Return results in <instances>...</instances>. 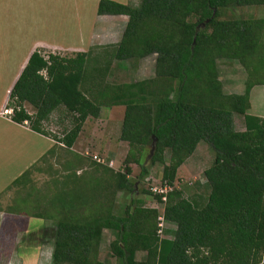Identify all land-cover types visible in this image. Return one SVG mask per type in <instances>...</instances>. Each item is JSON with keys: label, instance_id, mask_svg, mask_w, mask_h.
<instances>
[{"label": "trees", "instance_id": "1", "mask_svg": "<svg viewBox=\"0 0 264 264\" xmlns=\"http://www.w3.org/2000/svg\"><path fill=\"white\" fill-rule=\"evenodd\" d=\"M252 6H264V0H141L139 6L101 0L99 16L128 17L115 48L72 57L31 55L10 94L12 121L28 122L32 131L72 153L88 119L121 106L120 139L129 146L123 172L72 153L78 159L46 193L49 187L37 188L33 178L55 146L7 189L17 191L13 209L23 202L29 214L48 219L58 209L52 264H103L98 253L105 229L115 233L110 251L121 264H264V119L248 114L252 89L264 85V19H222L226 10ZM151 55L157 57L155 78L108 82L105 58L135 62ZM221 59L247 71L244 94L224 92ZM54 113L72 116L73 126L62 137L46 129ZM236 115L244 118L243 132L235 129ZM154 138L149 166L161 164V184L172 188L164 218L177 227L173 240L158 236L161 211L143 208L142 202L122 218L112 214L116 194L136 190L131 165L141 168L140 180L149 177L145 162ZM202 142L215 152L204 172L210 190L204 204L185 198L176 186L178 170ZM84 190L92 191L90 214L75 206L86 205L90 195L84 198ZM108 200L106 214L101 206ZM140 251L146 258L139 262Z\"/></svg>", "mask_w": 264, "mask_h": 264}, {"label": "crops", "instance_id": "2", "mask_svg": "<svg viewBox=\"0 0 264 264\" xmlns=\"http://www.w3.org/2000/svg\"><path fill=\"white\" fill-rule=\"evenodd\" d=\"M36 1L37 4V16H41L40 19L50 18L49 12L51 8L47 6L48 2H53L59 4V6L55 5V9L58 11L62 9H69L73 3L74 11L71 13H65L59 21L61 24L71 23L72 20L78 19L81 26V30L78 28V34L73 36L72 39L66 42H59L57 40L42 41L41 38H38L36 41L32 42V36H28L29 32L26 31V28L19 21H27L30 16V5L34 6L33 2ZM96 5V16L95 19H91L86 15V8L88 6ZM101 0H20L18 3L13 2L11 0H0V16L4 15L3 18L6 20V24H2L4 29L6 27V31L3 34L4 39H0V69H3L4 82L5 85L0 92V158H9L7 162L11 165L12 172H17L16 175H12L10 178L1 179L0 178V196L2 197L7 193V197L10 196V200L6 202L4 199H0V264H52V256L54 251V243L55 238L53 234L56 231L59 218L56 216L57 210L54 207L53 209V218L48 219L49 217L42 215H31L29 214V210L24 208L23 202L20 204L21 208L13 209V196L11 195L12 191H7V189L12 185V183L20 177L25 171L29 168L38 164V162L46 155V153L54 147V141L51 138L45 137L41 134H38L30 129L29 126L20 125L12 121L10 116L3 115V112L8 108L9 99L11 91L18 81L20 75L22 74L24 68L27 66L28 61L31 55L36 52H43L42 54L46 57L49 54L60 55L62 57H72L77 53H87L94 48H102L103 50L106 48L108 50L115 48L121 41L124 31L126 29L128 23V17L126 16H99L98 15V5ZM122 4H132L136 6V0H111ZM16 3L20 8L19 15L15 17L14 21L16 22V27H19V34L15 35L14 33H10L11 29L14 25H8L7 23L12 22V15L10 14L13 4ZM139 6V5H138ZM79 8V14L75 12V9ZM46 12L45 16L42 11ZM7 11L8 15H7ZM36 14V13H35ZM7 15V16H6ZM87 22L89 24V32H85L83 23ZM43 22V21H42ZM9 29H8V28ZM4 31V30H2ZM0 30V34H2ZM83 31V32H82ZM12 32V31H11ZM82 32V35H81ZM80 34V35H79ZM79 36V38H78ZM105 65H109L110 69L119 68V65L116 64L111 56L104 60ZM102 63V62H101ZM104 66V65H103ZM2 75V76H3ZM1 76V77H2ZM2 79V78H1ZM259 87V86H257ZM254 87L250 94V102L252 101V94L255 91ZM264 88V86H262ZM252 105V103H251ZM252 107V106H251ZM108 113L106 116L107 122H110V125L115 121V130H111L114 132V136H104L102 140L105 142L104 145L106 148H110L112 150L116 149H124L128 152V143L123 142L120 139L121 128L123 123L124 116V108L121 106L107 108ZM251 109V108H250ZM119 110V111H118ZM63 113V110H61ZM104 111V110H102ZM116 111V112H115ZM120 112V115L118 114ZM103 113V112H102ZM60 116V113H54L51 118L54 116ZM118 115V116H117ZM253 116H257L264 119V113H257ZM118 120V121H117ZM90 122V119L87 120ZM86 121V123H88ZM85 123V124H86ZM85 127V125H84ZM84 127L74 145L71 149L73 153L76 155H83L81 153L76 152L75 146L78 144L79 139L83 133ZM240 130L239 132H243ZM96 134V133H95ZM88 145V144H84ZM87 147V146H86ZM88 148V147H87ZM90 148V147H89ZM119 154V153H118ZM193 156V155H192ZM191 156V157H192ZM75 159L76 156L74 155ZM191 157L180 167L178 170L177 183L178 185L179 179H181V171L183 168L187 167L188 161ZM109 163L113 162V157H109ZM15 166V169H14ZM82 171L79 170L77 172V176H80ZM64 176V175H63ZM63 176H58V178H62ZM130 179H134L131 176ZM137 179V178H135ZM136 190L134 193H124L118 192L114 199L111 200L113 203L112 214L117 218H122L126 216V213H131L136 208L135 202H139L143 204V208L146 209H155L157 201L152 202L150 199H146L144 195H142L138 182L135 181ZM178 187V186H177ZM181 190V189H179ZM73 190H66L67 193H71ZM94 192L93 194H97ZM185 198L191 201H198L203 199L202 194L200 192L194 191L191 195L184 191ZM3 194V195H2ZM84 194V199L86 205H82L81 202H78L75 206L79 211L88 212L89 214L92 211L91 202L87 200H91L92 191L84 190L82 192ZM0 197V198H1ZM151 198V197H150ZM105 205L101 206V210L104 208L107 214V204L110 205V200L104 201ZM5 203V204H4ZM60 209V207H59ZM43 212H40L42 214ZM104 214V213H103ZM50 229L52 231L51 237L48 239L42 236L43 230ZM37 231L39 234L41 232V237L35 238V241L32 244L23 242L26 240V236L30 232ZM177 227L171 222H164L163 228V238L173 240L174 233L176 232ZM158 231L159 228H158ZM158 234V232H157ZM55 235V234H54ZM25 238V239H24ZM28 240V237H27ZM116 240L115 233L109 229H105L102 233V242L100 245L98 259L100 262L105 264V260H114L111 255L109 249L110 244ZM24 248V249H23ZM146 258V252L140 251L136 255L137 261H143ZM113 261V262H114Z\"/></svg>", "mask_w": 264, "mask_h": 264}, {"label": "rangeland", "instance_id": "3", "mask_svg": "<svg viewBox=\"0 0 264 264\" xmlns=\"http://www.w3.org/2000/svg\"><path fill=\"white\" fill-rule=\"evenodd\" d=\"M11 1L18 3L20 0H11ZM136 1H137L136 6L140 5L141 0H136ZM94 2H95V6H93L92 4V6H88L86 8V15L93 20L95 19L96 16V5H97L96 1ZM16 3L13 4L10 12V14L12 15L11 16L12 22L11 23L8 22L7 24L8 25L13 24L14 27L11 29L12 32L10 31V33L11 34L16 33L15 35H18L20 33L19 32L20 28L16 27V22L14 21V19L16 16L19 15L18 8L20 7L16 5ZM33 4L34 6L30 5L29 19L27 21H19L26 28V31L29 32L28 36H32L31 38L32 42L36 41L38 38H41L42 41L45 42L47 41V39H50L64 43L72 39L74 34L77 35L79 33L78 28L81 30V26H79L80 23L78 22L77 18L72 20L70 24L69 23L67 24L65 22L61 24V22L59 21L60 19H58V18H62L65 13L73 12L75 3H73L69 9H65V10L62 9L58 11L57 8L55 9V5L59 6V4L53 3L52 1L51 2L47 1V6L49 7V9L51 8V11L49 12L50 18H48L47 16V19L45 20L44 19L39 20L41 16H37L38 11L36 8L37 7L36 1H34ZM75 12L79 14V8H76ZM42 13L45 16L46 14L45 10L42 11ZM3 16L4 15L0 16V30L1 31L4 30L2 31V34H0V39L1 38L4 39L3 34L6 31V27L4 29V26L2 25V24H6V20L5 18H3ZM222 19L224 20L264 19V6H252V7L229 9L223 13ZM82 23L85 28V30H83L84 33L85 32L88 33L90 23L88 25L87 22L83 21ZM101 52H103L102 48H94L93 50V53H101ZM156 58L157 57L155 55H151L144 59H141L140 61L117 62L116 64L119 65V68H114L113 70H111V73L108 76L107 80L111 84H123V83L140 82L143 80L153 79L155 78V74H156ZM218 68H219L220 80L223 84L224 92L226 94H238V95L244 94L245 84L248 78V74L245 68L237 61L226 60V59H221L218 61ZM3 71H4L3 69H0V92L4 87L8 85V84L5 85V82L3 80L4 78ZM251 103H252L251 105L252 107L249 110L248 114L255 115L257 113L259 114L264 113V88H262V86L255 88V91L252 94ZM28 109L30 113L33 112L30 108ZM102 110L100 112V116L97 119L90 118V122L87 121L88 123L85 124L83 133L79 139L78 144L75 146L74 150L78 153L83 154V155L78 154V156L84 158L86 163L96 162L97 164L109 166V168H111L114 172H123V170L125 169V159L127 157L128 152H126L124 149L112 150L104 146L106 145L105 142L102 140L104 136L109 135L115 137L114 132L111 130L112 129L115 130L116 122L114 121L112 125H110V122L106 123L107 122L106 118H108V116H106V114L108 113L107 112L108 109L103 108ZM118 114L120 115V112ZM234 121H235V129L237 131L243 130L245 128L244 118L242 116L240 115L234 116ZM45 125H46V129L50 132L52 136L62 137L64 134H66L68 131L71 130L73 126V119L72 116L68 114L64 115L61 113L60 116L54 115ZM26 126H29V124ZM84 144H88V145H84ZM55 146H56L55 153L53 152V154L47 156L45 160L41 161L38 164V168H41V173L34 174V178H33L37 188L49 187L48 190H45L46 193L49 190L50 191L52 190L53 180L58 178V176L66 175L65 172L66 167L72 162L76 161L74 155H72L73 153L72 151H71L72 153H70L69 151H66L64 147L56 145V143L54 142V147ZM108 156L113 157V161H114L113 167H110ZM94 157H98L101 161L105 163H98L97 160L94 159ZM214 159H215V152L210 147V145H208L205 142L200 143L196 152L188 161L187 167L182 169L181 171L182 174L180 175L181 179H179L178 185H176L178 186L177 189L178 190L181 189L183 193L185 191L189 195H191L194 191L200 192L203 197V199L200 200V202H203L204 204L210 192L209 187L207 185V180L204 177V172L213 165ZM7 160H9V158H3V157L0 158V178L2 180L10 178L12 175L17 174V172L14 173L12 172L11 165L7 162ZM149 162L150 159L148 154L146 156L145 165L149 166L150 165ZM162 167L163 166L161 164L149 166V173H150L149 177H147L144 180H140L138 176L141 172V168L137 165H131V168L133 169V173H134L133 174L134 180L138 182L141 193L146 192L147 196L144 195L145 198L150 199L152 202L157 201L155 198L156 196L151 190L155 186H160L162 182V171H163ZM16 193L17 191L13 190L11 195L14 197ZM3 194L2 197L0 196L1 197L0 199H4L6 200V202L9 201L10 196L7 197L8 195L7 193H3ZM185 195L186 194L184 193V196ZM156 207H158L160 211H162L164 210L165 205L162 201L157 203ZM159 223L160 221L158 218V224ZM158 228L160 230L159 225ZM40 234L36 230L30 232L28 236L25 237L26 240H23V242L26 244V242L28 241L27 243L32 244V242L35 241V238L39 236L41 237ZM162 234L160 235L158 231V236L160 238H163ZM51 235L52 233L49 228L43 230L42 236H44L45 238L48 239L49 237H51ZM113 261L114 260H107V261L105 260L104 262L105 264H121V262L117 259L116 261L114 262Z\"/></svg>", "mask_w": 264, "mask_h": 264}, {"label": "built area", "instance_id": "4", "mask_svg": "<svg viewBox=\"0 0 264 264\" xmlns=\"http://www.w3.org/2000/svg\"><path fill=\"white\" fill-rule=\"evenodd\" d=\"M13 114V110L12 109H6L3 112V115H7V116H11ZM26 125H28V122H25ZM95 160H97L98 163H105L103 161H101L98 157H94ZM110 167H113V162L110 163ZM155 196H160L163 203H166L167 200V195L170 191H172V188L170 186H168L167 184H160V186H155L152 188V190ZM158 203V202H157ZM156 209L160 210L158 207H156ZM159 227H160V231L159 234L161 235L163 233L162 228H164V222H165V218H164V210L161 211V214L159 216Z\"/></svg>", "mask_w": 264, "mask_h": 264}, {"label": "water", "instance_id": "5", "mask_svg": "<svg viewBox=\"0 0 264 264\" xmlns=\"http://www.w3.org/2000/svg\"><path fill=\"white\" fill-rule=\"evenodd\" d=\"M202 27H205V24H203ZM156 141H157V139L154 138V142L152 144V148H151V151L149 153V159H151L154 156Z\"/></svg>", "mask_w": 264, "mask_h": 264}]
</instances>
